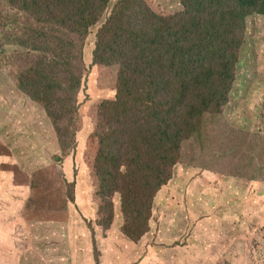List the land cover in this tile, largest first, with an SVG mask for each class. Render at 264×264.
Listing matches in <instances>:
<instances>
[{
	"label": "rangeland",
	"instance_id": "rangeland-1",
	"mask_svg": "<svg viewBox=\"0 0 264 264\" xmlns=\"http://www.w3.org/2000/svg\"><path fill=\"white\" fill-rule=\"evenodd\" d=\"M14 1L0 0V228L19 219L8 222V213L27 207L23 225L9 229L12 250L4 255L24 264H82L92 244L98 264H140L150 253L145 264H264V192L244 186L264 183V16L246 19L228 103L213 106L203 132L182 144L184 163L147 210L149 231L134 247L121 194L97 184L94 211L82 189L96 174L98 111L116 99L123 64L137 46L141 52L136 38L152 29L148 5L175 16L182 0H98L105 13L78 34L61 26L67 14L59 16L66 8L58 0L31 10ZM117 11L118 28L134 42L104 61L98 35ZM73 38L79 41L70 45ZM71 221L89 235H75Z\"/></svg>",
	"mask_w": 264,
	"mask_h": 264
},
{
	"label": "trees",
	"instance_id": "trees-1",
	"mask_svg": "<svg viewBox=\"0 0 264 264\" xmlns=\"http://www.w3.org/2000/svg\"><path fill=\"white\" fill-rule=\"evenodd\" d=\"M97 1L58 0L55 6L66 8L59 9V16L67 14L61 26L76 34L87 32L105 13L101 11L107 4ZM23 3L27 10L41 8L40 0ZM182 5V14L175 16L156 11L153 2L148 5L154 16L149 18L152 29L146 39L136 38L141 52L137 46L123 64L116 99L104 102L98 111L102 124L94 137L99 145L96 185L121 194L129 217L124 233L131 240H141L149 231L147 210L174 178V168L184 163L182 144L203 132L202 120L213 106L228 103L246 19L264 16V0H182ZM118 17L119 11L107 18L98 35L99 54L108 49L104 61L134 38L118 28ZM78 41L73 38L70 45ZM41 94L48 102L49 92ZM119 177H125L121 188Z\"/></svg>",
	"mask_w": 264,
	"mask_h": 264
},
{
	"label": "crops",
	"instance_id": "crops-1",
	"mask_svg": "<svg viewBox=\"0 0 264 264\" xmlns=\"http://www.w3.org/2000/svg\"><path fill=\"white\" fill-rule=\"evenodd\" d=\"M82 186V185H80ZM79 186V187H80ZM96 182H95V179L94 177H90V182L89 184L86 186V188H83L82 189V192L84 191H88L89 193V202H90V207L91 209H93L95 211V209L93 208V194H94V189L96 187ZM245 189H247L248 187H256L258 188V192L259 191H263L264 192V183H253L250 184L249 183H246L245 185ZM98 187V186H97ZM84 198V196L82 197ZM27 207V206H26ZM26 207H24L23 205H19L18 206V211L15 212V213H8L6 215V219L7 221L9 222L12 218L14 217H19V219L16 221V223H11L10 226L8 227H5L4 225L0 228V253H1V256H0V264H5L4 262L5 261H8L10 260V258L6 257V255H4V253H8L9 251L12 250V246L8 244V242L10 241L9 240V229L13 232L15 231L18 227H20L21 225H23L24 221H23V212L25 211ZM91 209H88V208H85V211H87L88 213H91ZM96 215V220H98L100 218V216L98 214H95ZM115 225V224H114ZM68 227L70 229H72L73 233L76 235V234H83V235H86L88 236L89 235V232H85V230H82L80 229V227L75 224L74 221H71L69 222L68 224ZM7 228V229H6ZM99 237V235H98ZM8 239V241L6 240ZM126 239V238H125ZM129 243H131L134 247H139L140 245H138L136 242L132 241L131 239H126ZM14 242V244L16 245V247H21V242H16V241H12ZM55 245V243L53 244ZM100 245V243L98 244ZM51 245H49L50 247ZM18 248H14V250L16 251ZM79 250L77 253H80V249H77ZM90 254L91 255H86L84 260H83V263L82 264H98V259L96 258V256L94 255L95 251L92 247V244H91V248H90ZM16 260H10V261H14L16 264H24L23 260L20 258V256L16 257L15 258ZM8 261V263L10 262ZM104 264V262L102 263ZM137 264V263H136ZM141 264H145V261L142 262Z\"/></svg>",
	"mask_w": 264,
	"mask_h": 264
},
{
	"label": "clouds",
	"instance_id": "clouds-1",
	"mask_svg": "<svg viewBox=\"0 0 264 264\" xmlns=\"http://www.w3.org/2000/svg\"><path fill=\"white\" fill-rule=\"evenodd\" d=\"M251 181H253V180H251Z\"/></svg>",
	"mask_w": 264,
	"mask_h": 264
}]
</instances>
